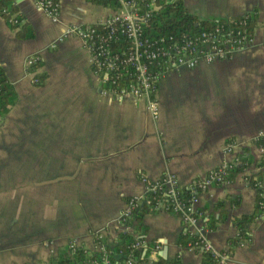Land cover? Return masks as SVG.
I'll return each mask as SVG.
<instances>
[{
	"label": "crops",
	"instance_id": "crops-1",
	"mask_svg": "<svg viewBox=\"0 0 264 264\" xmlns=\"http://www.w3.org/2000/svg\"><path fill=\"white\" fill-rule=\"evenodd\" d=\"M179 1L188 14L209 23L252 16L253 42L233 58L164 75L152 121L143 101L99 95L78 39L55 46L63 27L93 25L114 11L58 0L59 22L51 23L31 1L9 0L32 38L18 39L0 17V69L16 96L0 122V141H9L0 144V264H49L71 241L97 252L94 235L113 244L125 200L143 198L141 175L154 180L172 174L185 186L247 156L251 163L226 184L199 194L196 208L216 251H227L232 264H264V196L247 239L229 244L237 233L233 220L254 210L257 193L247 178L264 172L256 166L261 154L255 144L264 140V0ZM30 58L39 64L34 70L26 65ZM37 74L44 75L42 83H33ZM19 189L43 194L40 204L18 202ZM18 208L26 210L24 220ZM19 223L29 227L24 239L17 235ZM141 223L146 242L157 246L152 263L177 258L202 264L200 253L179 248L185 228L176 216L157 206ZM2 226L10 227L8 240Z\"/></svg>",
	"mask_w": 264,
	"mask_h": 264
},
{
	"label": "built area",
	"instance_id": "built-area-1",
	"mask_svg": "<svg viewBox=\"0 0 264 264\" xmlns=\"http://www.w3.org/2000/svg\"><path fill=\"white\" fill-rule=\"evenodd\" d=\"M33 7L41 12L51 23L59 22L58 0H29ZM118 8L112 16L93 25L79 27L68 25L61 29L56 44L66 38L78 39L89 55L93 74L99 82V95L121 100L129 97L143 101L145 111L152 121L158 118V106L155 91L158 81L166 74L179 71H190L200 65H210L240 55L249 50L252 45V33L247 29L246 17L240 19L213 22L208 30L200 31L189 37L174 39L171 36L150 41L141 37V28L146 24L152 13L158 11V0H117ZM54 44V43H53ZM53 48L54 45H51ZM36 59L30 58L26 65L30 66ZM128 81L121 84V79ZM33 83H37L33 79ZM2 117L0 116V122ZM261 154V168H264V144L256 145ZM238 164V159L223 164L208 172L203 178L193 180L181 186L172 174L163 175L149 180L141 175L139 181L143 186V198L132 196L125 201L124 208L119 213L115 224L120 233H127L136 238L131 248L146 247L144 238L133 234L130 219L132 213L143 200L148 198L163 211L176 216L190 235L196 236L189 249L198 253L208 254L214 264H232L227 251H216L206 239V225L197 212L198 195L212 186L226 184L227 171ZM253 184L258 190L259 209L263 208L262 184ZM181 189L187 192L184 201L180 197ZM97 252H104L100 234H95ZM77 247L74 241L67 245L68 251ZM157 251L156 244L150 249L149 256ZM103 264H112L105 257ZM124 264H132L126 261Z\"/></svg>",
	"mask_w": 264,
	"mask_h": 264
},
{
	"label": "trees",
	"instance_id": "trees-1",
	"mask_svg": "<svg viewBox=\"0 0 264 264\" xmlns=\"http://www.w3.org/2000/svg\"><path fill=\"white\" fill-rule=\"evenodd\" d=\"M85 2L107 8L115 11L118 8L117 0H84ZM158 11L152 13L147 20L146 24L141 28V37L150 41L157 40L161 37L171 36L174 39H181L182 37L192 36L200 31L208 30L213 26V22L200 21L194 16L188 14L184 9L182 3L179 0H158ZM0 17L3 18L8 27L15 30V35L18 39H31L32 32L25 25L19 24V17L16 14L15 9L9 3V0H0ZM247 22V29L252 32L255 19L252 16L245 15ZM239 18H233L237 20ZM219 22H222L219 21ZM38 63L35 62L29 67L30 70H34L38 67ZM35 79L44 81L43 74L34 75ZM129 78L124 77L121 79V84L128 81ZM16 100L13 87L7 82L5 75L0 69V116L4 117L9 109L13 106ZM256 145H263L264 140L256 141ZM252 158L247 156L246 158L240 157L238 164L234 165L227 171L226 179L231 181L237 174L241 173L246 168L248 163H251ZM247 163V164H246ZM258 168H261L262 162L256 163ZM252 186L255 183H260L264 180V172H258L247 178ZM258 193V190H256ZM180 197L185 201L188 197L186 191L181 189ZM127 200V199H126ZM125 200V201H126ZM261 202L259 197H255L254 210L249 216H241L233 220V225L237 231L236 236L229 242L230 245H237L239 242L247 239L248 226H250L255 217L260 213L258 203ZM154 203L150 198L146 202H142L139 207L132 213L131 226L133 234L138 237L144 238L145 226L141 223L143 216L154 208ZM200 213V210L197 209ZM201 214V213H200ZM206 229H208L206 227ZM196 236L190 235L188 231H183L178 237V246L181 249H189L195 242ZM136 241L132 235L127 233H117V236L110 246L104 248V252H89L85 251L81 247H75L74 250L64 251L59 253L54 259L49 261V264H103V258L105 257L112 264H124L126 261H130L132 264H180L177 258L164 261L158 258L156 262L152 263L149 259L150 249L154 247L153 244L147 243L146 247L138 249L131 248V245ZM103 243V242H102ZM104 244V243H103ZM202 264H214L213 260L206 253L202 254Z\"/></svg>",
	"mask_w": 264,
	"mask_h": 264
},
{
	"label": "rangeland",
	"instance_id": "rangeland-1",
	"mask_svg": "<svg viewBox=\"0 0 264 264\" xmlns=\"http://www.w3.org/2000/svg\"><path fill=\"white\" fill-rule=\"evenodd\" d=\"M0 144H2L3 146H9V141H0ZM2 147L0 148V153H2ZM24 181V179H23ZM17 195V200L18 202H23V205L25 206L26 205V202L27 201H30V200H34V201H38L36 203H39L41 202L42 200V195L41 193H36V192H33L32 194H27L25 192V189H19L18 190V194ZM3 201H5V199L3 198ZM7 211H2V213H5ZM35 212V211H34ZM39 216L41 215V211H37ZM18 217H19V221L20 219H25L26 218V210L24 208H18ZM32 217H38V215H36L35 213L32 215ZM4 222V221H3ZM13 229V227H11ZM36 227L34 226H31L30 229L31 231L34 230ZM2 229H3V233L4 235H6L7 237V240H8V232H9V229L10 227L9 226H2ZM29 230V227H27L26 225H24V223H19L18 227H17V235L19 238H23L25 237V233H26V230ZM24 239V238H23ZM4 245H7L5 243H3Z\"/></svg>",
	"mask_w": 264,
	"mask_h": 264
}]
</instances>
